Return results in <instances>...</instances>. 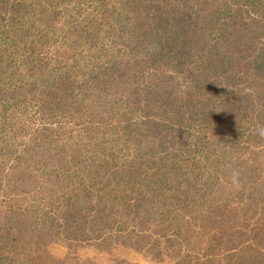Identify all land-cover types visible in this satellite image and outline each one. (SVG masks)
<instances>
[{
    "label": "rangeland",
    "instance_id": "rangeland-1",
    "mask_svg": "<svg viewBox=\"0 0 264 264\" xmlns=\"http://www.w3.org/2000/svg\"><path fill=\"white\" fill-rule=\"evenodd\" d=\"M79 1L80 8L77 7ZM115 2L124 3L122 6L118 5V11L122 12L120 19L115 16V12L112 13L102 8L103 6L98 7L97 0H31L29 6L37 14L44 11L48 16L43 18L46 23L53 20L57 29H62L63 33L67 30L66 41L60 35L57 39L53 37L40 44L39 41L35 43L26 39V45H21L19 49L24 52L35 43L33 54L28 57L16 51L15 59L9 58L5 62V54L0 45V64L5 65L0 67L1 80L2 76L10 78L9 82L2 80L0 84V122L3 123L4 120L1 114L2 104H17L16 111L19 112L17 120L13 121L16 125L8 132L15 137L14 141L6 143L11 145V154L6 151L7 147L5 151L0 150V209L7 211L8 200L15 195L16 202L21 204L18 207L21 210L31 206L34 209L35 205L32 204L40 202L41 196L46 199V194L41 189V195L35 191L34 177L30 174L34 166L35 170L45 168L42 170L44 173L39 172L37 177L38 187L47 191L60 184L58 178L65 171L64 166L66 168L70 165L68 162L62 163L57 156L37 157L28 152H21L16 160V154L12 151L22 148L21 142L30 139L29 136L18 135L22 125L28 133L38 126L40 119L43 125L57 127L49 118H43V114L49 112V107L46 106V110L37 105L44 100L50 101L55 96L52 88H47L51 96L42 93L45 86L41 85L43 79L51 86L50 81L47 82L48 75L51 77L54 74L51 70L60 69L65 64L75 65L76 59L77 64L88 61L86 64L100 68L109 62L121 63L126 68L120 78L123 81L118 82L117 87L104 84L102 77H109V72L95 74L102 70H94L92 75L102 78L103 82H95L96 85L83 89L82 93H86L85 101L72 103L66 99L65 109L73 117L62 125L68 130L73 129V134L60 137L53 133L56 136L51 152H56L60 146L63 149L71 147V141L83 145L85 142L88 148L92 147L93 142H89L85 134H78V129L74 131V124L79 118L100 125L102 116H97L102 115L105 110L107 117L110 115L112 119L109 121L117 127L113 132L119 133L122 126H118L121 124L119 121L130 116L132 121L139 118V113L134 114L136 106L146 108L147 105H154V111L159 115L162 108L154 103L156 98L153 95L165 98L162 96H167L165 92L170 91L171 99H167V110L173 112L175 118L171 121L177 123L181 132L186 131V124L180 121V113H184L186 118L200 121L204 114L201 109L210 111L205 123L193 126L194 130L190 128L195 134L205 131L208 146L201 148L204 144L198 143V147H194V143L191 154L187 155L195 161L192 163L189 160V166L196 168L188 205L202 212V215L195 217L197 215L191 211V215L186 211L182 215V204L175 200L166 202L168 200L157 199L156 189L145 187L144 192L138 194L139 190L133 183L122 182L115 186L119 180L116 178L111 180V188L122 190L123 197L126 196L107 200L105 205L99 206L95 197L87 199L80 195L82 200H77V211L80 208L82 211L79 216L77 214V231L72 229L74 232L70 234L67 233L68 229H64L61 230L63 233L59 231L61 234L53 237L47 234L39 248V258L35 248V264H264V204L258 205L259 202L256 201L254 204L253 200L257 198V201H264V62L260 67H255L256 56L264 44V0ZM67 7L74 9L69 15L64 11ZM17 10L12 9L11 13ZM127 11L130 16L128 22L125 19ZM3 12L4 10L0 11L1 16ZM71 16V21L77 19L76 28L65 25L67 22L69 24L67 20ZM167 16L171 20L164 23ZM35 18H31V22ZM15 20H18V15ZM21 20L30 21L27 18ZM0 23H3L2 20ZM32 23L35 25V22ZM62 24L63 28L58 27ZM25 25L23 33L27 34L30 23ZM35 26L38 27V24ZM39 28L42 27L39 25ZM82 29L88 31L90 38L86 39ZM183 30L189 32L190 37L173 44L172 40L179 32L183 37ZM31 31H34V26ZM88 39L91 42L89 45ZM166 39L173 45H167ZM217 41L219 47L209 53L208 49ZM84 49L90 51L86 52ZM223 55H229L227 57L231 59L230 73L245 71L243 76L239 74V77L228 83L233 86L236 95L247 94V100L241 101L240 108L230 107L228 101L222 104L215 102V105L208 102L207 106L201 107L208 100L201 96L202 91L197 90L196 82L199 85L207 79L212 81L214 74L221 73L219 59ZM116 68H121V65H116ZM73 72L77 74V69L74 68ZM135 100L139 101L135 103ZM121 137L125 136L121 134ZM222 141L228 142V146L230 141L234 142L237 155L232 157L225 146L221 149ZM112 144L107 143L103 150L110 159L113 156L122 159L126 154L134 155L130 153L134 149L132 144L129 153L121 143ZM198 148L201 149L200 154L196 150ZM212 148L216 150V157L211 155ZM203 155L210 158L206 160ZM50 171H54L52 177ZM10 191L12 194L6 196ZM140 199V204H144L140 211L144 218L149 219L147 223L141 220L134 208ZM82 201L86 203L81 207ZM47 208L44 207L45 210ZM99 212L100 216H104V226L93 222ZM62 221L61 217L60 222ZM179 223L186 225L182 228H188V225L189 228L181 229L182 225L178 226ZM47 227L48 225H44L42 231L47 232ZM177 233L180 234L177 236ZM17 248L25 250L21 245Z\"/></svg>",
    "mask_w": 264,
    "mask_h": 264
},
{
    "label": "trees",
    "instance_id": "trees-1",
    "mask_svg": "<svg viewBox=\"0 0 264 264\" xmlns=\"http://www.w3.org/2000/svg\"><path fill=\"white\" fill-rule=\"evenodd\" d=\"M97 2H99L98 7L103 6L102 8H106V10L112 11V13L115 12L114 14L118 19H120V17L122 16V12H119L118 10L119 6H122L124 3L118 4L117 2H115V0H97ZM30 3L31 0H0V11L4 10L2 16L0 14V22L1 20L3 22L0 23V45L2 46L3 52L5 54L3 62L8 60L9 58L15 59L16 51H19L20 54L24 53L25 55H28V57H30L31 54H33L32 48H35L36 41H39L38 44H40L42 41H47L53 37L54 39H57L58 35H60L62 39L66 41L65 36L67 34H65V32H67V30L63 33L62 29H57V26L53 25V20L51 22L47 20L48 22L46 23V20L43 19L44 17H48L46 13L42 11L40 15L37 14L35 10L29 6ZM79 3L80 1L77 2V7L80 8V6H78L80 5ZM9 9L18 10L16 11L17 13L15 11L11 13V10ZM73 10V8L67 7L64 11L68 14ZM62 12L63 11H61V13ZM16 15H18V20H15ZM23 18H27V20L30 21H22L21 19ZM31 18H35L32 20V22H35V25L38 24V27H36L31 22ZM166 18L167 19L164 23H168V20H171L168 16ZM70 19H72V16L67 20L69 21V24H67V22L65 23V25H69V27L71 28H76L77 19L72 21ZM125 19L127 22L130 19L129 11L126 12ZM10 20L14 21L10 22ZM26 23H30V25H28L27 28L28 33L24 34L23 31L26 29ZM39 25L42 28H39ZM33 26L34 31H31V28ZM63 26L64 24L59 25L58 27L63 28ZM82 31H84V33L86 34V39L90 38L87 34L88 31H85L84 29H82ZM182 32H184L183 37L179 32L176 37L173 38L175 40H172L173 44H177L178 41L180 43L190 37L189 32H187L186 30H183ZM23 39L24 41H21ZM26 39L35 43L32 48L30 46L23 52L19 48L21 47V45H26ZM166 40L168 42L167 45H173L168 39ZM89 41L90 40L88 39V45L91 43ZM101 44H103V42H101ZM84 45H87V43H84ZM212 46L214 48L212 47L211 49H208L209 53L213 52L216 47H219V42L217 41L215 44H212ZM84 50L86 52L90 51L89 49ZM227 56L229 57V55ZM227 56L223 55L219 59L221 61L220 66L222 68V72L214 74L211 78L213 79L212 81L207 79L199 85L198 81L196 82L195 87H197V90L202 91V93H200L201 96L208 100L207 102L203 103L201 107L207 106L208 102H213V104L215 105L216 103L222 104L223 102L228 101L227 104L230 103V107L240 108V105H242L241 101L247 100V94L236 95L235 89L228 83L234 81V79L239 77V74L243 76L245 71L240 70L237 73H230L229 67L231 59ZM256 60L257 62H255V67L258 68L264 62V44H262L259 53L256 56ZM84 62L85 64H82L81 62H78L77 64L76 59L75 65L65 64L60 69H52L51 71H53L54 74H51V77L50 75H48L47 80V82L50 81V83L52 84L51 86L46 84L45 79H43V82H41V85H45H43L44 87L41 90L42 93L44 95L46 94V96H51L52 94L47 91V88H52L55 92V94L53 95L55 96L52 97V100L47 102L46 100H44V102L37 105L41 108L43 106L45 109L46 106L49 107V112L46 115L43 114V118H49L50 121L53 122L52 124H57V127H54L52 125L46 126V124L43 125V121L40 119V121H38V126L34 130L29 131V133L26 131L27 129L24 128V125H22L20 131L18 132V135L25 137L29 136L30 139L29 141L24 140V142H21V144L23 145V147L21 146L22 148H19L18 150H12L14 155L16 154V160L21 152H28L30 154L33 153L37 157L43 156L47 158H53L54 156H57V159L61 160L62 163L63 161L68 162L70 163V165H67L68 167L66 168L64 166L65 171L58 178L60 184H58L56 188L54 187L53 189H47V191H45L44 188L38 187L39 177H37L39 172H41V174L44 173V171L42 170H44L45 168H39L35 170L34 166V169L30 174H32V176L34 177L33 185L35 186V191H38L40 195L45 192L46 199L44 196H41L40 202L36 201L32 204L35 205L34 209H31V206L30 208H24L21 210L18 208L21 207V204L16 202L17 196L15 195L11 198L12 200H8L9 205L6 208L7 211H3L2 209H0V264H35V248L37 250V257L39 258V248L43 244V240L45 239V236L47 234H51L53 237L59 234V231L64 229H68L67 233L70 234H73L74 230L77 231V214L79 216L82 211V208L77 211V200H82L80 195H83L82 197L87 199H92L93 197H95V201L98 202L99 206L100 204L105 205L107 200H115V198L117 197L124 198L126 196L125 195L123 197V194L121 193L122 190L118 191V189L111 188V180H115L116 178H119V180L116 181L115 186L121 184L122 182H126L128 184L133 183V185L139 190L138 194L144 192L143 188L145 187L156 189L157 199H164V201L168 200L166 202L175 200L176 202H179V204H182L183 207L180 209L182 211V215L184 211H186V213L188 214H190V211L193 214L195 213L197 215L195 217H198V215H202V212H198L197 210L192 209L193 206L188 205L190 203L188 201L190 200L189 193L191 192L193 183L195 181L196 170L194 169L196 168L193 169L191 168L192 165L189 166V160H191L192 163L195 161L189 158L187 155L188 153L191 154V149H193L191 146L194 143L196 145L194 147H198V143L204 144L201 148H205L206 145L208 146V141H205V131L201 130V134H195L193 131H190V128L194 130L195 128L193 126H199L202 122L205 123L204 121L206 120V116L209 115L210 111H202L201 109V112L204 113L203 118L200 119L201 122L193 118H186L184 113H180L178 116L180 118V121L186 124V131L181 132L182 130L179 129L177 123L171 121L173 120V118H175L173 112L167 110V107L169 105L167 103V99H171L170 91L165 92L167 96H162L166 98L165 101V98H158L156 94L153 95V97L156 98V101L154 103H158V107L162 108L159 115L154 111V105H147L146 108L142 105L136 106V111H134V114L139 113V118L132 121V116H130L126 119H123L122 121H119L121 124H119L118 126L122 125L118 130L119 133L113 132V130L117 127H114L112 125V123L110 122L112 121V119L110 118V115L109 117H107L108 113L105 112V110L102 111V115L96 113V115H99L97 116L98 118H101L102 116V120L99 123L100 125L92 124L91 120H83L82 118H79L78 121L76 120L77 122L74 124V131L78 129L77 133L81 136L85 134V136L89 139V142H93L92 147L88 148L85 142L83 145L80 142L71 141V147H66V149H63L60 146L59 150L53 153L51 152V150H53L54 148V145L52 144L53 139L57 134L60 137H62L64 134H67L68 136L73 134V129L68 130L65 125H62L63 123L65 124V122H69L72 116L71 112L65 109L66 99H68V101L72 103H77L78 101L82 103V101H85L86 99V93H82L83 89H88L90 86H92V84H95V82L102 83V78L105 80L104 84H113V87L115 85L117 87L118 82L123 81L120 78L123 75V71L126 66H122L121 63L113 64L109 62L105 66H102L101 64L102 68H100L86 64L88 63V61ZM248 64H246V66H249ZM116 65H121V68H116ZM225 65L227 67H225ZM2 66L5 65L0 64V67ZM74 68L77 69V74L73 72ZM100 69L102 71H96L95 74H104V72H109V77L98 78V76L96 77L92 75V72L94 70ZM113 69H115V71L117 72H115ZM1 74L2 73H0V84H2V80H5L6 82L10 81V78L6 76H2L1 80ZM33 84L35 85L34 82ZM227 85H229L228 88L226 87ZM247 85L249 87V83ZM200 94H197L198 97H200ZM230 94H232L233 96L231 97ZM138 101L139 100H135V103H137ZM1 107V114L3 115L4 120L3 123L0 122V150L5 151L7 147L6 151L11 154V145L7 144H9L10 140L14 141L15 137L9 135L10 133L8 132H11L13 125H16V122L13 121L17 120L19 112L16 111L17 104L4 103ZM131 113H133V111ZM103 116L107 119L103 120ZM205 125H207V122ZM205 125L203 127H205ZM53 133L56 135L54 136ZM120 133L125 137H121ZM107 138H109L110 140H108ZM195 139H200V142H196ZM107 143H121V146L124 147V150H126L127 153L130 152V144H132L134 146V149L130 153H134V155L132 156L126 154L122 159L117 157L115 158V156H113V158L110 159L103 151L104 149H106L105 146ZM220 143L221 145H223L221 149H223L225 146L227 148V151L231 153L232 157L237 155L235 154L236 147L233 146L234 142L230 141L229 146L228 142L226 141H222ZM196 150L200 154L201 149L198 148ZM211 153V155H215L216 157V150L212 148ZM204 157L206 158V160L210 158L208 156ZM198 162L199 161H196V163ZM53 172L54 171H50V177H52ZM192 178L194 179L191 180ZM79 186L81 187V189H79ZM17 191L24 193L27 192V190ZM11 192L12 191H10V193L6 196L11 195ZM253 193L251 192V195H254ZM249 200L250 199H248V204ZM253 200L254 204H256L255 201L259 202L258 205L263 206L264 204L263 200L257 201V198H253ZM151 201V203H153V200ZM141 202V199L139 201V204L137 201L138 205H135L134 208L136 213L139 214L141 220L144 223L145 221L147 223L149 222V219L144 218L143 212L140 211L144 205L140 204ZM85 203V201H82L81 207ZM46 206L48 207L47 210L44 209V207ZM91 207L92 206H90V208ZM39 210L40 213H38ZM64 210L66 212L63 213ZM32 211L34 213H31ZM97 214H99V216L95 217L94 219L92 218L94 220L93 222L95 224L104 226V216H100V212ZM61 217L63 220L62 222H60ZM180 223L178 224V226L182 225ZM37 224H40V226H38ZM44 225H48L47 228L49 229V233H47L48 231H42L44 229ZM185 226L186 225L183 224L181 226V229L189 228V225L188 228H182ZM179 234L180 233H177L176 235L178 236ZM20 245L25 250H19L17 247ZM11 251H13V253Z\"/></svg>",
    "mask_w": 264,
    "mask_h": 264
},
{
    "label": "clouds",
    "instance_id": "clouds-1",
    "mask_svg": "<svg viewBox=\"0 0 264 264\" xmlns=\"http://www.w3.org/2000/svg\"><path fill=\"white\" fill-rule=\"evenodd\" d=\"M234 179H235V174H234Z\"/></svg>",
    "mask_w": 264,
    "mask_h": 264
}]
</instances>
